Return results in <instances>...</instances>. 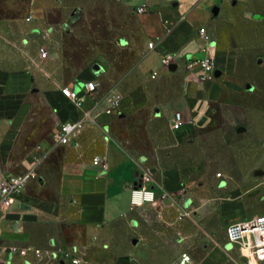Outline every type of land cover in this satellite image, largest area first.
I'll list each match as a JSON object with an SVG mask.
<instances>
[{"label":"crops","instance_id":"obj_1","mask_svg":"<svg viewBox=\"0 0 264 264\" xmlns=\"http://www.w3.org/2000/svg\"><path fill=\"white\" fill-rule=\"evenodd\" d=\"M54 1L27 0L31 10L22 16H3L0 11V50L24 55V68L0 67V175L33 172L15 202L7 209L0 208V264H72L73 256L80 264L146 258L158 236L152 212L155 203L134 206L133 189L143 185L155 191L157 200L165 194L167 205L178 200L189 205L191 200L183 195L182 185L190 180L192 170L164 164L172 154L162 147L159 151L151 146L150 152H142L138 145H131V132L121 137L114 124L121 123L122 129L129 131V119L140 114L170 118L173 105L180 103L189 121L173 127V117L169 125L174 140L182 142L206 122L205 113L220 98L222 84L207 81L209 91L203 94L200 78L209 73L203 61L209 59L214 71L227 77L235 74L239 65V51L226 48L223 36L213 41L209 31L215 26L223 33V19L237 0H114L124 11H109L104 16L108 30L133 55L128 61L120 60L125 64H119L118 69L112 60L95 63L101 66L99 73L92 68L71 81L62 77L49 80L34 68L40 48H55L49 56L61 66L69 62L67 38L77 28L68 21L82 12L54 9ZM141 6L145 12L139 13ZM203 27L206 36L199 32ZM150 42L155 43V49L149 48ZM167 52L176 54L168 67L162 64ZM5 55L0 54V65L11 63L1 61ZM171 65L176 68L171 70ZM155 72L157 76L152 77ZM178 77L186 89L169 90L170 80ZM87 81L98 83L94 95L77 89ZM65 87L79 91L82 106L63 95ZM37 92L55 114L53 134L63 122L83 121L71 143L56 144L53 134L50 139L25 136L35 119L32 98ZM110 97L117 99V104L112 105ZM86 111L92 112V118L85 116ZM158 128L151 124L149 134L153 136ZM39 130L42 133L43 128ZM159 155L163 163L153 164ZM96 156L103 164L94 162ZM225 216L227 226L248 214ZM37 226H54L56 236L36 235Z\"/></svg>","mask_w":264,"mask_h":264},{"label":"rangeland","instance_id":"obj_2","mask_svg":"<svg viewBox=\"0 0 264 264\" xmlns=\"http://www.w3.org/2000/svg\"><path fill=\"white\" fill-rule=\"evenodd\" d=\"M54 4V9L81 10L82 13L72 22L67 20L68 25L77 28L67 38L65 50L69 62L61 66L50 59L51 56H39L34 68L40 74L49 80L62 77L71 81L77 74L91 70L95 63L107 64L112 60L110 62L118 64V69L119 64H125L120 60L131 58L133 52L117 35L109 32L104 17L109 11H124L116 1L55 0ZM27 10H31L27 0H1L0 3L3 16L9 13L22 16ZM223 22V33L219 34L215 26L209 32L213 41L223 36L226 48L239 51V65L237 72L229 77L224 74L216 76L214 70L203 73L200 78L203 94L209 91L207 81L220 82L222 90L218 101L208 106L206 122L202 126L182 142L174 140L169 125L173 117L180 112L183 124L189 121L182 103L173 105L170 118L162 114H140L129 119V131L123 130L121 123L114 124L121 137L125 132H131V145H138L142 152H150L151 146L159 147V151L163 148L172 154L169 162L164 161V164L192 170L190 180L182 185L183 195H188L191 200L189 205L185 207L184 200L167 205L164 194L152 208L158 223L153 252L146 258L133 257L117 264H179L183 252L190 253L193 264H241L238 247L227 242L225 215L239 212H247L248 216L264 214V0H237ZM44 49L49 53L55 51V48ZM37 52L40 53L41 48ZM5 53L7 55L1 57V61L11 63L0 67L10 70L24 68V55L20 51L3 53L0 50V54ZM170 81L169 90L179 92L186 89V83L179 77ZM83 83L77 85L78 90ZM190 87L193 88L192 84ZM32 100L35 119L25 136L50 139L56 125L55 114L41 93H35ZM150 117H154L153 120ZM153 123L159 128L151 136L148 127ZM239 126L246 130L238 132ZM158 159L153 164L163 163L160 155ZM184 210L189 214L181 217ZM34 231L36 235L48 238L56 236L54 226H37Z\"/></svg>","mask_w":264,"mask_h":264},{"label":"built area","instance_id":"obj_3","mask_svg":"<svg viewBox=\"0 0 264 264\" xmlns=\"http://www.w3.org/2000/svg\"><path fill=\"white\" fill-rule=\"evenodd\" d=\"M145 6H141L138 12H145ZM199 32L206 36V28H200ZM150 49H155V43H149ZM49 52L44 48L41 49V58H47ZM176 58L175 53L167 52L162 56V64L164 66L170 65ZM205 68L213 72L214 67L209 59L204 61ZM155 72L152 77H156ZM81 89L86 90L87 94L94 95L98 90V83L94 81H87L83 83ZM65 97L76 103L79 107L82 106L83 100L79 96V91L74 88L65 87L62 89ZM112 105L117 104V99L109 98ZM107 113L111 109H106ZM85 116L92 118V112L86 111ZM183 125V117L179 112L174 116L173 127H180ZM83 127V121L63 122L59 125L58 129L53 134V141L56 144H69L72 142L75 133ZM96 164H103L100 157L94 158ZM104 166V165H103ZM33 177L32 171H27L23 174L17 175H0V208H9L16 200V195L25 187V185ZM166 197V195H165ZM157 195L153 189L145 186L135 187L132 191L131 201L134 206H142L147 203H155ZM186 204L185 206H187ZM189 213L184 210L180 216H186ZM161 218V216H160ZM226 238L230 245L236 246L239 249L241 264H264V214H257L254 216H246L236 221L229 223L226 226ZM72 264H80L78 257L73 256L71 259ZM179 264H193V258L188 252H183L179 258Z\"/></svg>","mask_w":264,"mask_h":264},{"label":"water","instance_id":"obj_4","mask_svg":"<svg viewBox=\"0 0 264 264\" xmlns=\"http://www.w3.org/2000/svg\"><path fill=\"white\" fill-rule=\"evenodd\" d=\"M215 12H217V9L215 10ZM175 68H176V65H171L170 66L171 70H174ZM93 69H94V71L96 73H99L100 70H101V66L99 64H96V65H94ZM220 73H221V71H219V70L215 71V75L216 76H218ZM245 130H246V128L244 126H240V127L237 128L238 132H242V131H245ZM259 173L260 172H256V174H259ZM261 173H263V171H261Z\"/></svg>","mask_w":264,"mask_h":264}]
</instances>
